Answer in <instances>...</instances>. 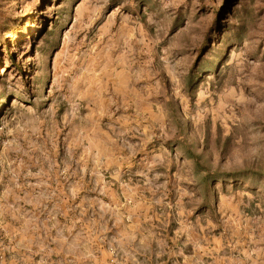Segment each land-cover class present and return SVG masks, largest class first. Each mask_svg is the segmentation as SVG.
<instances>
[{
    "label": "rangeland",
    "instance_id": "obj_1",
    "mask_svg": "<svg viewBox=\"0 0 264 264\" xmlns=\"http://www.w3.org/2000/svg\"><path fill=\"white\" fill-rule=\"evenodd\" d=\"M0 264H264V0H0Z\"/></svg>",
    "mask_w": 264,
    "mask_h": 264
}]
</instances>
